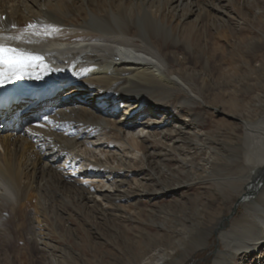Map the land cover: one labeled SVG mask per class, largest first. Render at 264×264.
<instances>
[{
	"label": "bare ground",
	"instance_id": "1",
	"mask_svg": "<svg viewBox=\"0 0 264 264\" xmlns=\"http://www.w3.org/2000/svg\"><path fill=\"white\" fill-rule=\"evenodd\" d=\"M230 1L0 0V43L44 58L28 74L0 86L12 93V103L0 110V225L20 229L12 214H34L31 232L43 250L49 248L45 225L54 228L65 217H74L89 241L99 240L89 216L105 221L106 210L116 208V201L138 192L146 195L141 181L126 180L133 174L126 172L138 163L148 172L143 180L154 186L161 185L160 178L176 182L184 175L186 182L177 181V186L202 178L222 199L235 198V211L241 208L242 214L219 218L208 232H217L223 248L212 264H231L259 251L258 258L264 256V118L247 122L225 114L239 121L242 132L227 151L204 132H190L192 125L204 126L198 111L203 102L192 91L196 77L189 78L185 68L181 75L171 72L165 55L166 50L186 55L193 49L205 51L196 39L209 37L207 24H227L219 5ZM191 15L194 20L187 21ZM59 87L67 88L62 101L44 93ZM17 95L29 98L13 106ZM115 108L121 117L115 118ZM140 116L145 117L136 126ZM169 121L189 136L172 124L164 130ZM192 149L199 155L208 152L199 159V168L187 162L195 159ZM170 161L177 168L167 175L163 172L168 169L158 168L157 162L162 166ZM161 189L166 190L150 194ZM82 212L88 220L76 216ZM173 244V250L182 251L178 259L155 246L124 264H186L203 247ZM57 257L53 264H64L73 255L60 252ZM77 262L71 258V264Z\"/></svg>",
	"mask_w": 264,
	"mask_h": 264
},
{
	"label": "rangeland",
	"instance_id": "2",
	"mask_svg": "<svg viewBox=\"0 0 264 264\" xmlns=\"http://www.w3.org/2000/svg\"><path fill=\"white\" fill-rule=\"evenodd\" d=\"M233 1V3L230 1L219 5L222 6L220 15L227 24H207L206 29L209 37L205 40L196 39L205 51L193 49L189 55L180 51L170 53L166 50L165 52L166 57H169L167 68L171 72L181 75L184 73L180 70L185 68L187 73L191 72L187 76L191 77L193 74L197 80L192 81V91L199 94L203 102V104H199L198 111L204 116V126L195 128L192 125L189 131L204 132L210 140L217 141L225 151L242 138L239 121L233 120L225 114H236L239 119L247 122H257L264 118V0ZM194 18L195 15H191L187 21H193ZM217 29L220 31L218 34L216 33ZM161 46L162 44L159 43V48ZM230 102H232L231 105ZM116 108L114 110L115 118H119L121 112ZM144 117H137L136 126ZM185 122L188 123V119ZM171 124L174 126V130L180 129L184 137L189 136L184 134L185 131L181 130L180 125L173 124L172 121L167 122L168 126L164 130L171 129ZM72 136L73 132L67 138L70 139ZM196 150H190L195 159L187 162H191V166L199 168L202 166L199 159L207 156L208 152L203 151L199 155ZM174 162L170 161L162 166L161 162H157V166L164 171L168 169L163 172L167 174L176 170L177 165ZM136 164L135 168L126 172V175L131 171L134 174L128 176L126 180L131 183L133 179L141 181L147 191L146 195L138 192L137 196L116 201V208L112 207V209L106 210L108 216L105 221L103 219L94 221L84 212L76 213L77 217H84L86 220H88L86 216H89L90 224L95 223L96 227L94 228L100 235L99 240L95 241L91 238L92 241H89L80 223L74 217H65L55 223L54 228L51 223L45 225L43 232L49 248L40 250L32 236L33 232H31V224L34 222L35 215L27 212L25 213L26 218L25 215H16L15 212L12 214L16 219L15 225L20 224L21 230L12 229L11 225H9L10 228L0 225V264H53L60 260L57 257L60 252L64 256L66 253L73 255L78 261L77 264H102L104 262L124 264L126 261L136 260V257L143 255L148 251V248L151 249L155 246L164 248L162 254L168 255V252H172L175 260L182 253L181 250L172 249V246L175 245L173 243L176 241L184 242L185 248L191 244L203 245L194 252L186 264H212L214 255L223 248L217 232L215 230L213 233L208 232L219 218L226 217L230 220L242 214V210L239 208L230 217L233 208L236 209L235 198L232 200L222 199L221 195L210 186V183L202 178H199L200 181L194 179L189 186L184 184L177 186V181L186 182L187 180L184 175L180 174L182 178L177 179L176 182L169 179V181L167 179L163 181L160 178L161 185L154 186L148 182L149 180H143L142 175H146L148 172L140 170L138 166L141 165ZM80 170L82 169L80 168ZM96 180L100 181V179ZM102 185L105 186L104 189H110L105 182ZM94 186L96 185L94 184ZM132 186L131 184L130 187L133 188ZM161 187H165L166 190L163 192L162 188L159 194L154 196L150 194L155 189L160 190ZM86 229L89 231V228ZM207 234H209L208 237ZM30 237L32 238L30 239ZM48 249L51 250L48 251ZM260 254L259 251L256 254L247 255L243 259L237 257L231 264H255L256 258L258 263L263 262L264 256L258 258ZM119 256V261L118 259L113 261L114 257L118 258ZM73 257H70V260L67 259L68 261L63 260L62 263L71 264Z\"/></svg>",
	"mask_w": 264,
	"mask_h": 264
},
{
	"label": "snow or ice",
	"instance_id": "3",
	"mask_svg": "<svg viewBox=\"0 0 264 264\" xmlns=\"http://www.w3.org/2000/svg\"><path fill=\"white\" fill-rule=\"evenodd\" d=\"M43 59L40 55L0 43V86L28 74L29 69L39 67Z\"/></svg>",
	"mask_w": 264,
	"mask_h": 264
},
{
	"label": "water",
	"instance_id": "4",
	"mask_svg": "<svg viewBox=\"0 0 264 264\" xmlns=\"http://www.w3.org/2000/svg\"><path fill=\"white\" fill-rule=\"evenodd\" d=\"M234 211H235V207L233 208V210H232V212L230 214V217L233 215Z\"/></svg>",
	"mask_w": 264,
	"mask_h": 264
}]
</instances>
